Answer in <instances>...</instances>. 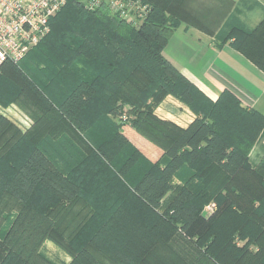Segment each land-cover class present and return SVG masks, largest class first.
Instances as JSON below:
<instances>
[{
	"label": "trees",
	"instance_id": "obj_1",
	"mask_svg": "<svg viewBox=\"0 0 264 264\" xmlns=\"http://www.w3.org/2000/svg\"><path fill=\"white\" fill-rule=\"evenodd\" d=\"M140 1L149 11L133 26L66 0L49 34L19 63L0 66V107L17 104L33 119L19 134L0 114L1 222L14 214L0 264H53L39 250L63 204L89 213L69 238L71 264H98L89 244L117 264H264V155L254 168L248 158L264 116L228 91L215 102L198 91L162 56L179 23L172 0ZM228 39L264 72V20ZM168 96L194 115L186 128L154 114ZM124 107L160 160L123 136ZM210 202L216 211L204 219Z\"/></svg>",
	"mask_w": 264,
	"mask_h": 264
},
{
	"label": "crops",
	"instance_id": "obj_2",
	"mask_svg": "<svg viewBox=\"0 0 264 264\" xmlns=\"http://www.w3.org/2000/svg\"><path fill=\"white\" fill-rule=\"evenodd\" d=\"M169 4L179 23L162 56L210 101L215 102L222 92L228 91L243 107L264 116V72L236 51L231 46L233 39H228L233 29L252 32L258 27L264 20V0H172ZM155 113L180 128H186L195 118L171 97H167ZM141 152L153 160V150L150 154ZM263 155L264 129L248 156L252 168ZM77 234L80 230L72 235ZM51 246L60 252L54 241ZM57 253H53L55 257L46 253L47 259L53 264L72 263L73 259L66 252L63 258H60L61 252Z\"/></svg>",
	"mask_w": 264,
	"mask_h": 264
},
{
	"label": "built area",
	"instance_id": "obj_3",
	"mask_svg": "<svg viewBox=\"0 0 264 264\" xmlns=\"http://www.w3.org/2000/svg\"><path fill=\"white\" fill-rule=\"evenodd\" d=\"M126 1L87 0L88 4L84 8L90 11L104 8L111 16L138 26L140 21L129 18L134 14L137 19L142 20L149 8L140 5L138 0ZM65 5L66 0H0V66L19 63L35 48L49 34L50 21ZM11 109L0 107V114L9 121L10 114L16 116L18 113ZM126 118L123 114L119 120L125 122ZM24 128H29L28 121ZM208 207L210 211L207 213L211 214L213 209Z\"/></svg>",
	"mask_w": 264,
	"mask_h": 264
},
{
	"label": "rangeland",
	"instance_id": "obj_4",
	"mask_svg": "<svg viewBox=\"0 0 264 264\" xmlns=\"http://www.w3.org/2000/svg\"><path fill=\"white\" fill-rule=\"evenodd\" d=\"M86 1L87 0H81L83 7L86 6V3H87ZM129 1H133V0H127L126 2H129ZM134 1H137V0H134ZM138 1L140 2V5H142L143 7L148 6V5L144 4L143 2H141L140 0H138ZM129 19H132L133 21H136V20L140 21L139 22L140 24L143 21V19L142 20L137 19L136 15H134V14ZM78 68L81 71L83 70L82 65H79ZM88 71H89V69H87V72ZM168 97H170V96H168ZM165 99L166 98H164V100ZM160 105L161 104H159L158 106L155 107V110H154L155 115H156L155 111L157 110V108ZM182 106L186 107L184 104H182ZM5 108H10V109L12 108L11 109L12 111L15 109L19 113L18 114L16 112L17 113L16 116L10 114V116H9L10 121L7 120L8 123L12 127L11 132L16 131L19 134H25L29 129H31V127L33 126V119H32V116L30 114H28L26 111H24L17 104H12V105H9L8 107H5ZM128 111H129V108L124 107V109H123L124 114L128 113ZM129 117H130V119H132L131 116H129ZM24 118H26L28 123H29L28 130H26V128H24V126H26V122H27ZM123 123H125V124L122 125L121 131L123 132V136L128 140V142H130L137 149H139V150L141 149L146 154L152 153V150H153L154 151L152 153L153 160H150L141 152L149 161L156 162V161L160 160V158L162 156V151L160 149H158L156 146H154L153 144H151L150 142H148L147 140H145L140 134H138L134 130H132V128L130 127V120L128 122H123ZM171 123H173V122H171ZM9 135L10 134H8L7 137ZM43 147L45 150H48L47 144H44ZM55 148H56V151H55L56 164L64 166L63 161L65 160V154L62 150V147L56 146ZM149 148L152 150H149ZM186 176H187V174L185 172H181L179 177H175L173 179L174 186H180L182 184V180L185 179ZM85 185L89 187V185H87V183H85ZM107 203H108V205H111L113 208L116 207L115 205H112L110 202H107ZM68 205L63 204L62 207H60L58 210H56L54 212V214H55L54 215L55 216L54 217L55 228H54L53 233L50 236V238H48V240H45L43 242V244L41 245L40 250H39L40 254L43 255L45 258H47V254H51L52 257H55V254H53V253H57V251L55 249H53L51 246V242H53L51 240L52 238L55 239L58 243H60V245L62 246L61 247L60 245H58L57 243L54 242L56 248L59 249V251L62 253V254L60 252L57 253V255L61 254L60 258H63V255L65 252L68 256L73 258L74 254H72L73 252L70 250V248L68 246L69 238L72 236L73 232L84 221H86L89 218V213H88L86 207H84V208L82 207V204H75L72 206L71 205L68 206ZM208 206H211V208L213 209V212H210L211 214L207 213V211H210V208ZM215 211H216L215 203L210 202L206 206H204L201 214H202V217L204 219H207V218L211 217L212 215H214ZM13 216H14L13 213L9 214L6 218V221L1 222L3 220V218L6 217V208H3V212L0 215L1 225L3 224V226L0 230V242H2L3 234H4L5 230L7 229V226L9 225V222H10L9 220H12ZM98 219H99V217L96 220H98ZM79 239L80 240H79V242H77V245H79L83 241L82 235L79 237ZM52 245H54V244H52ZM63 247L66 249H64ZM68 249H69V251H68ZM87 250L90 254H92L95 257L96 262L98 264H117L115 262H112L108 258H106V255H104L98 248H96L90 244L87 246Z\"/></svg>",
	"mask_w": 264,
	"mask_h": 264
}]
</instances>
